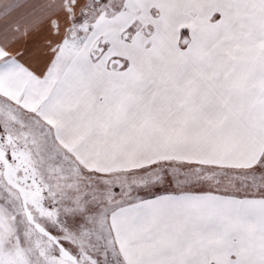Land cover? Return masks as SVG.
I'll return each mask as SVG.
<instances>
[{
  "label": "snow or ice",
  "instance_id": "snow-or-ice-1",
  "mask_svg": "<svg viewBox=\"0 0 264 264\" xmlns=\"http://www.w3.org/2000/svg\"><path fill=\"white\" fill-rule=\"evenodd\" d=\"M0 264H264V0H0Z\"/></svg>",
  "mask_w": 264,
  "mask_h": 264
}]
</instances>
